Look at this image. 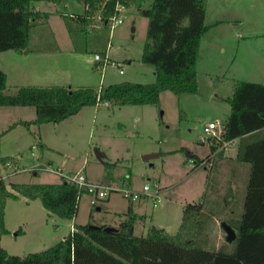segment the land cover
<instances>
[{
  "label": "rangeland",
  "instance_id": "rangeland-1",
  "mask_svg": "<svg viewBox=\"0 0 264 264\" xmlns=\"http://www.w3.org/2000/svg\"><path fill=\"white\" fill-rule=\"evenodd\" d=\"M48 1L36 3L48 16L35 20L31 26L32 38L40 36L45 40L40 44L48 46L45 55L0 51V69L6 72L5 93H15L21 86H51L66 81L65 76L71 74H61L57 68L59 64H67L71 48L84 53L86 60L91 61L90 69L93 54L107 48L111 56L123 62V74L107 67L101 79L99 72L87 68L85 73L67 58L74 68L69 65L70 71L75 70L82 77L89 75L82 80L91 83L88 85L98 87L126 79L154 80L152 70L145 69L152 66L141 62L147 18L135 7L125 9L122 22L110 28L97 16L92 25H81L73 18L84 9L83 0H50L51 5ZM206 7L204 22L209 28L200 39L197 93L176 94L165 90L160 93L159 102L153 105L100 103L98 107L84 106L59 123L31 124L29 128L18 124L6 135H0V173L8 169L1 160L5 154L11 155L20 168L10 174L5 183L58 182L61 176L54 169L59 168L66 174L81 171L90 181L109 182L113 187L123 186L124 180L128 183L125 186L138 192L144 184L151 189L160 185L164 189L157 205H152L149 196L141 194L139 198L141 202L147 200L149 215L145 224L162 227L169 233H175L180 224L183 204L197 201L207 193L213 206L220 209L206 225L207 246L217 248L228 243L221 221L241 213L245 178L247 180L235 159L236 144L231 141L221 146L219 155L214 152L204 160L206 167L204 163L193 167L186 154L189 151L203 157L209 151L207 145L201 143V139L209 143V139L203 137L202 127L208 121L225 120L230 110L227 97L231 96L236 80L264 83V0H209ZM50 35L55 36V41H50ZM239 35L242 38L238 39ZM221 45L225 47L223 53L219 51ZM59 48L61 51L57 52ZM64 85L76 88L81 84L66 82ZM34 117L33 106L0 105V131L14 121ZM40 130L43 138L36 135ZM35 136L46 142V149L32 145ZM95 148L102 151L104 157L97 158ZM145 153L162 154L145 161L142 159ZM227 192L235 199L231 208L223 203L222 196ZM109 198V203L106 199L100 200L96 205L101 209L96 210V205L90 204V196L84 192L73 221L49 213L39 198L28 200L21 195L9 198L4 214V224L9 231L2 235L0 243L10 254L19 256L45 249L67 235L74 223L100 221L101 214L111 221L114 211L122 209L127 198L117 190H113ZM140 226V222L135 224L136 234H140ZM228 244L232 249L234 243Z\"/></svg>",
  "mask_w": 264,
  "mask_h": 264
},
{
  "label": "trees",
  "instance_id": "trees-1",
  "mask_svg": "<svg viewBox=\"0 0 264 264\" xmlns=\"http://www.w3.org/2000/svg\"><path fill=\"white\" fill-rule=\"evenodd\" d=\"M31 1L0 0V51L26 49L33 21L48 16V12L34 9ZM143 2L83 0L84 9L73 18L81 25H92L96 16L105 23L107 18L118 13L117 4L126 9L135 7L147 18L141 61L152 65L153 81L126 79L101 87L76 88L27 85L19 87L15 93H5L6 74L0 69V105L33 106L35 109L33 119L14 121L0 135L18 124L29 128L31 124L59 123L84 106L98 107L104 101L117 106L146 105L157 104L160 93L165 90L176 94L197 93L200 39L209 28L204 22L207 0H149L147 6H143ZM227 101L230 110L223 121L221 136L209 138L206 156L187 153L191 154L193 167H198L223 141L239 139L235 159L246 164L248 172L241 213L223 219L236 234L228 242L234 243L232 249L226 242L217 248L207 246L206 225L220 209L213 206L205 193L201 199L183 204L175 233L151 225L145 234H136L134 224L138 216L129 203L114 231L105 230L107 224L104 223H74L68 234L55 244L24 256L10 254L0 243V264H264V83L236 80ZM34 138L33 146L40 150L47 148L36 136ZM1 160L15 161L12 156H3ZM60 176L61 181L39 183L10 181L6 184V178H0V241L9 231L4 224L6 201L19 195L28 200L39 198L49 213L74 220L81 195L88 192ZM231 194L227 192L222 196L224 205L230 208L235 203Z\"/></svg>",
  "mask_w": 264,
  "mask_h": 264
},
{
  "label": "crops",
  "instance_id": "crops-1",
  "mask_svg": "<svg viewBox=\"0 0 264 264\" xmlns=\"http://www.w3.org/2000/svg\"><path fill=\"white\" fill-rule=\"evenodd\" d=\"M42 2V0H32L31 1V5H32V7L34 8V9H36V10H43V9H41L40 7H39V5H36V3L37 2ZM146 1V2H145ZM209 1V0H208ZM207 1V2H208ZM148 2H149V0H144V2L142 3L143 4V6H145V5H147L148 4ZM51 4H53V2H51L50 0L48 1V5H51ZM206 5H207V3H206ZM207 8V7H206ZM133 10V7H129V8H127V10ZM136 10V9H135ZM205 14H206V10H205ZM34 22V21H33ZM208 30V29H207ZM50 37V41L51 40H53V41H55V36L54 35H50L49 36ZM240 38H242V36L241 35H239L238 36V39H240ZM41 41H45V40H43V39H41L40 38V36H35L34 38H32V35H31V28H30V35H29V40H28V44H27V48L26 49H24V50H22V51H16V52H18V53H21V54H31V53H37V52H42L44 55H45V51H47V49H46V47H48V46H45V45H41L40 44V42ZM199 47H200V45H199ZM105 50H107L108 51V48L107 49H105ZM8 51V50H7ZM61 50H60V48L59 49H57V52H60ZM69 51V55L70 56H68L67 54H66V52H64L63 54L65 55V57H66V55H67V58H69V59H71V61L74 63V64H76L77 66H80L83 70H84V72H85V70L87 69V68H89V70H95L96 72H98L95 68H94V64H95V61H93L92 62V65H91V69H90V67H88L89 66V63L91 64V61H87L86 60V56L84 57L83 56V54L84 53H78L77 52V50L75 49H69L68 50ZM219 51L221 52V53H223L224 51H225V47L223 46V45H221L220 47H219ZM98 52V51H97ZM62 53V52H61ZM108 53H109V51H108ZM110 55V54H109ZM62 56V55H61ZM110 57H113V56H111L110 55ZM59 58H63V57H60L59 56ZM66 58V61H67V64L66 65H61V64H59V66H58V68H57V70H58V72H60L61 74H71V75H67V76H65L66 77V81H61V82H63V83H59V84H57V85H64V84H66V82L67 83H70V84H73V83H75V84H81V85H78V87H81V86H93V85H88V84H91V83H85L86 81H82V80H86V77H89V75L88 74H86V76L85 77H82V75L81 74H79V73H76V72H72V71H70L69 70V65H71L72 66V68H73V65H72V62H70L69 63V61H68V59ZM94 59V58H93ZM112 59H114V60H118V61H120L119 60V58H115V57H113ZM123 60V59H122ZM121 62V61H120ZM142 62V61H141ZM197 63H198V60H197ZM197 63H196V69H197ZM148 65V64H147ZM152 66V65H151ZM74 69V68H73ZM146 70H148V71H150L151 72V70H152V72H151V74H152V76L153 77H155V75H154V69H153V67H151V68H145ZM5 72V71H4ZM86 73V72H85ZM5 74H6V72H5ZM60 74V75H61ZM73 74V75H72ZM123 74V73H122ZM100 75V74H99ZM197 78H198V76H197ZM127 80H129V79H127ZM100 81V80H99ZM83 82V83H82ZM112 82H115V81H112ZM150 82V81H149ZM256 82V81H255ZM199 83V82H198ZM65 86V85H64ZM99 86V85H98ZM108 105V104H107ZM146 105H153V104H146ZM208 122H210V121H208ZM222 124H223V122L222 121H220ZM11 124V123H10ZM223 126V125H222ZM12 129H14V128H12ZM3 130H5V129H3ZM2 130V131H3ZM11 130V129H10ZM9 130V131H10ZM2 131H0V133L2 132ZM8 132V131H7ZM7 132H5V133H3V134H1V136H4V135H6L7 134ZM39 137H42V133H41V130H40V133H39ZM43 138V137H42ZM202 137L200 136V139H201ZM36 139L37 140H40L42 143H46L45 141H42L41 139H39V138H37L36 137ZM206 139V138H205ZM202 141H204V139H201ZM208 140V139H207ZM201 141V143H202V146H203V143L204 144H206L207 145V149H209V143H205V142H202ZM231 141H234L235 142V144H236V146H235V148L237 147V144L239 143V139H233V140H231ZM34 144V143H33ZM32 144V145H33ZM45 147H47V145L45 144L44 145ZM220 147H221V145H219V148L217 149V150H215L216 152L220 149ZM46 149V148H45ZM43 150V149H42ZM208 153V152H207ZM206 153V154H207ZM146 154V153H145ZM158 155L157 156H155V157H158L159 155H160V153H157ZM213 154V153H212ZM187 155V160L189 161V160H192L191 159V154H189V153H187L186 154ZM3 156H9V155H2L1 157H3ZM11 156V155H10ZM206 156V155H205ZM103 157H104V154H103ZM194 163L193 162H191V165H193ZM238 168H241V169H243V171L245 172V174L247 175V172H248V170H247V165L246 164H242V163H240V162H238ZM35 170H33V172H34ZM246 177V176H245ZM245 181H246V178H245ZM107 183H109V182H107ZM110 184V183H109ZM122 184L123 185H128V183H126L124 180H123V182H122ZM122 186V185H121ZM162 186H160V185H158L157 186V188H158V192H159V194H160V197H161V191H163V187L161 188ZM153 190V189H152ZM141 192V191H140ZM144 195V194H143ZM225 195V194H224ZM149 195H144V197H148ZM110 197V196H109ZM109 197H107V202L106 203H109V200H110V198ZM149 198H150V201H151V203H152V205L153 206H155V205H157V203H159L160 201H161V199H160V201L159 202H157L156 204H154L153 203V200H152V197H150L149 196ZM144 199V198H143ZM141 199L140 198H138V199H136V200H131V201H128V199H127V201H126V204H124V207L122 208V209H119V210H117V211H114V213H115V216H114V218H112V220L111 221H109L110 219H108V217L105 215V214H101L102 216H101V220L100 221H92L94 224H97V225H100V224H107V225H112V226H116L117 224H118V222H119V220H121L124 216H123V213L126 211V209H127V206H128V204L130 203L131 204V207H132V210H133V212L135 213V214H137V220H136V222H135V224L136 223H138V222H140V223H142V226H140V228H141V230H140V234H145L146 233V231H147V229L151 226V225H146L145 224V219H146V217L149 215H147V208H146V205H147V200H144L143 202H141L140 201ZM79 208V207H78ZM95 209L96 210H100L101 209V206L100 205H96L95 206ZM109 212V211H108ZM157 213H158V211H157ZM102 218H105V221H103V219ZM73 221V220H72ZM135 224H134V228H135ZM154 226H156V225H154ZM158 227V226H157Z\"/></svg>",
  "mask_w": 264,
  "mask_h": 264
},
{
  "label": "built area",
  "instance_id": "built-area-1",
  "mask_svg": "<svg viewBox=\"0 0 264 264\" xmlns=\"http://www.w3.org/2000/svg\"><path fill=\"white\" fill-rule=\"evenodd\" d=\"M125 9L126 8L122 4H117L116 10L118 11V13L113 14L109 18H107L105 23L108 24L110 28H114L117 24L122 22ZM93 58L95 61L94 68L100 73L101 79L104 77L107 67L118 69L119 73H123V62L112 59L107 50L103 52H95L93 54ZM103 104L107 105L108 101H104ZM221 132H222V123L219 120L210 121L204 124L202 127L203 137L206 139L212 137H214L215 139L216 138L219 139V137L221 136ZM230 142L231 140L223 141L221 146H225ZM204 162L205 161L203 160L201 163ZM4 167L8 169L6 172L0 173V178L2 179L7 178L10 174L16 173L20 170L18 165L15 164V161L13 160L6 161L4 163ZM54 171L60 175H63L64 177H66V179H70L74 181L78 186L82 187L83 189H86V191L90 195L91 204H96V202H98L99 200L106 198L113 190L119 191L124 197L130 200L138 199L141 194L144 195L146 194L152 197L154 204L159 202L161 199L160 194L158 192V188L156 187L155 189L152 190L148 184H144L142 187V191L138 192L125 185L113 187L111 186V184H103L100 182L88 181L86 179V176L81 171H77L73 174L63 173L61 169H54Z\"/></svg>",
  "mask_w": 264,
  "mask_h": 264
},
{
  "label": "water",
  "instance_id": "water-1",
  "mask_svg": "<svg viewBox=\"0 0 264 264\" xmlns=\"http://www.w3.org/2000/svg\"><path fill=\"white\" fill-rule=\"evenodd\" d=\"M94 152L97 158L101 159L103 157V152L100 151L98 148H95ZM157 155H158L157 153H146L142 155V159L147 161ZM92 226L96 227L97 225L92 224ZM221 226L225 232L226 240L227 241L233 240L236 236L234 229L228 223H226V221H221ZM104 229L108 231H114L116 230V227L112 225H106L104 226Z\"/></svg>",
  "mask_w": 264,
  "mask_h": 264
}]
</instances>
